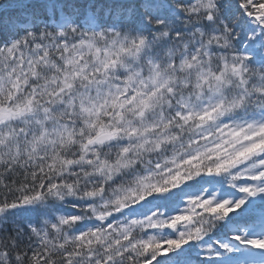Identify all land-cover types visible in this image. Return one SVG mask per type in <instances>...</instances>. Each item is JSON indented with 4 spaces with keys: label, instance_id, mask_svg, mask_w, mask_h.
I'll use <instances>...</instances> for the list:
<instances>
[{
    "label": "snow or ice",
    "instance_id": "6c2138e0",
    "mask_svg": "<svg viewBox=\"0 0 264 264\" xmlns=\"http://www.w3.org/2000/svg\"><path fill=\"white\" fill-rule=\"evenodd\" d=\"M0 264H264V0H0Z\"/></svg>",
    "mask_w": 264,
    "mask_h": 264
}]
</instances>
